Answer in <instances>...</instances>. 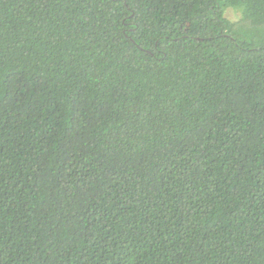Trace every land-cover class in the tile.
Wrapping results in <instances>:
<instances>
[{"label":"trees","instance_id":"trees-1","mask_svg":"<svg viewBox=\"0 0 264 264\" xmlns=\"http://www.w3.org/2000/svg\"><path fill=\"white\" fill-rule=\"evenodd\" d=\"M0 264H264V0H0Z\"/></svg>","mask_w":264,"mask_h":264},{"label":"rangeland","instance_id":"rangeland-1","mask_svg":"<svg viewBox=\"0 0 264 264\" xmlns=\"http://www.w3.org/2000/svg\"><path fill=\"white\" fill-rule=\"evenodd\" d=\"M224 14L231 21L237 20L239 16L238 13H236L235 11H233V9L230 8L225 9Z\"/></svg>","mask_w":264,"mask_h":264}]
</instances>
